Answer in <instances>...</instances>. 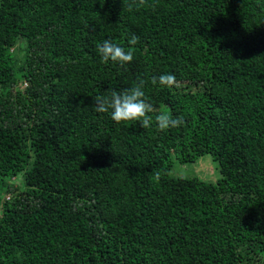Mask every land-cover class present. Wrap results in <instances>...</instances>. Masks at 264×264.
<instances>
[{
	"label": "trees",
	"instance_id": "1",
	"mask_svg": "<svg viewBox=\"0 0 264 264\" xmlns=\"http://www.w3.org/2000/svg\"><path fill=\"white\" fill-rule=\"evenodd\" d=\"M138 3L0 0V264H264V0ZM140 81L185 123L94 111Z\"/></svg>",
	"mask_w": 264,
	"mask_h": 264
},
{
	"label": "clouds",
	"instance_id": "2",
	"mask_svg": "<svg viewBox=\"0 0 264 264\" xmlns=\"http://www.w3.org/2000/svg\"><path fill=\"white\" fill-rule=\"evenodd\" d=\"M148 0H139L136 7L139 9L146 6ZM139 36L133 34L129 39L130 45L139 42ZM97 51L104 63L112 62L121 67L131 63L134 59L132 50L125 49L110 39L103 40L97 45ZM175 81L172 73L153 76L152 85L171 86ZM144 89V81H140L135 86L125 89L122 92L113 91L111 95L97 96L94 100V111L97 113H107L111 119L120 124L126 121H137L144 129L152 127L158 128L161 132L182 126L185 121L182 116L173 117L170 113L157 111L153 104L147 100Z\"/></svg>",
	"mask_w": 264,
	"mask_h": 264
},
{
	"label": "rangeland",
	"instance_id": "3",
	"mask_svg": "<svg viewBox=\"0 0 264 264\" xmlns=\"http://www.w3.org/2000/svg\"><path fill=\"white\" fill-rule=\"evenodd\" d=\"M23 44V43H22ZM216 166L209 155L201 157L193 164L181 165L174 160L173 174L177 176H197L206 181H216L220 173L215 170Z\"/></svg>",
	"mask_w": 264,
	"mask_h": 264
},
{
	"label": "bare ground",
	"instance_id": "4",
	"mask_svg": "<svg viewBox=\"0 0 264 264\" xmlns=\"http://www.w3.org/2000/svg\"><path fill=\"white\" fill-rule=\"evenodd\" d=\"M247 138V137H246Z\"/></svg>",
	"mask_w": 264,
	"mask_h": 264
}]
</instances>
